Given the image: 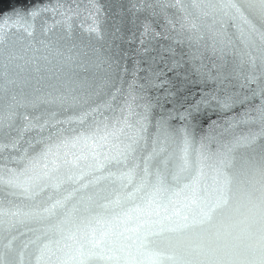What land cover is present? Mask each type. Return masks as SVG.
Here are the masks:
<instances>
[{
  "label": "snow or ice",
  "instance_id": "snow-or-ice-1",
  "mask_svg": "<svg viewBox=\"0 0 264 264\" xmlns=\"http://www.w3.org/2000/svg\"><path fill=\"white\" fill-rule=\"evenodd\" d=\"M131 8L164 14L169 39L207 89L182 111L150 95L165 83L156 71L119 87L109 76V92L84 95L75 79L41 78V94L9 98L17 83L10 69L29 51L26 63L52 56L70 65L82 55L47 38L25 51L10 37L21 29L34 36L33 22L49 11L70 32L80 6L0 16V188L19 198L0 200V264H264V142L252 147L264 138V0H131ZM84 11L99 36L100 5ZM143 27L141 37L156 35ZM93 51L98 64L119 68ZM233 80L240 92L230 90ZM207 111L223 123L201 134L197 117ZM242 126L247 134L236 135ZM242 145L252 154L238 158Z\"/></svg>",
  "mask_w": 264,
  "mask_h": 264
},
{
  "label": "water",
  "instance_id": "water-1",
  "mask_svg": "<svg viewBox=\"0 0 264 264\" xmlns=\"http://www.w3.org/2000/svg\"><path fill=\"white\" fill-rule=\"evenodd\" d=\"M58 2L73 9L77 5L80 6L79 17L70 14L71 19L69 23L72 25L70 32L67 31L62 23H59L62 17L49 11L42 13L33 22L34 29H30L29 31H33L34 36H29L21 29L17 30L10 39L16 42L18 49L23 48L25 51H28L29 46L40 47L36 43L37 40L47 38L53 43L59 42V45L64 46L62 50L76 45V48L82 55L79 57L78 62L70 65L59 63L52 56H49V62L34 60L26 63V60L32 55L29 51L28 57L16 62L20 67L13 66L10 69L17 83L9 92V98L13 94L18 96H31L34 93L41 94L35 92L36 89L41 87L37 83L41 78L48 80H52L53 77L75 79L83 85L84 91L80 94L84 95L85 92H109V86L105 84V80L109 76H112L116 80L117 87H119V81H130L133 73L143 78L150 71L162 73L161 80L165 81L163 86L154 88L150 92L154 101L159 100L160 105H163L164 109H170L174 105L180 108L181 104L187 107L188 104L194 103L200 98L202 91L207 90L187 55H182L181 49L177 47L175 41L169 39V36L172 34L165 31V16L159 9H156L155 14L151 9L133 10L131 8V0H0V16L10 13L13 9L30 11L32 9L49 7ZM141 2L143 3L145 0H141ZM146 2L156 4L157 0H146ZM92 3H98L101 7L99 13V36L88 31L91 20L84 9L90 7ZM174 11L175 9H168V16L171 17ZM146 22L151 26L153 33L156 35L146 34L141 37V33L144 31L143 26ZM229 30L231 31L232 29ZM141 39L144 40L143 45L141 44ZM169 46L174 49L175 55L168 51ZM94 49L98 50L104 57H112L113 61L119 63V68L115 67V63L112 64V67L109 66V63L98 64ZM184 52H187L186 46H184ZM43 54L47 55V53ZM204 63L211 64L212 61L205 59ZM215 63L219 64L221 61L216 60ZM230 63L231 55L229 54L225 58V68ZM213 72L215 73V68H213ZM2 74L3 69L0 68V77H2ZM140 82L143 81L141 80ZM124 87H127V85L125 84ZM229 87L232 91H241L240 84L235 80L232 81ZM111 91H115V89H111ZM5 103L4 93L0 92V109L4 107ZM45 107H48V105H42L40 110L34 112V115L40 116L41 111ZM52 110L56 111L55 108ZM180 110L182 111L183 109L180 108ZM243 110V108L237 107L235 112L241 113ZM155 111L159 114L162 109L157 107ZM229 115H232V113H229ZM213 120H218L221 124L223 123L211 111L202 112L196 121L198 131L201 134L207 133L209 125ZM17 123H20V121H17ZM173 123H179V121L173 120ZM248 130L247 127L242 126L236 130L235 134H247ZM252 130L257 133L260 131L259 127H255ZM218 131L222 132L223 130L219 129ZM12 134L15 135V130L12 131ZM223 139H231V135L224 133ZM261 142H264V138L258 137L256 144L252 147L258 151ZM250 154H252V148L248 146L242 145L236 150L238 158L247 157ZM9 166L12 167L14 165ZM5 195L8 194L0 188V200H3ZM8 199L19 202V198L10 195H8ZM19 231L24 232L25 230L20 228ZM27 235L25 233V239Z\"/></svg>",
  "mask_w": 264,
  "mask_h": 264
}]
</instances>
